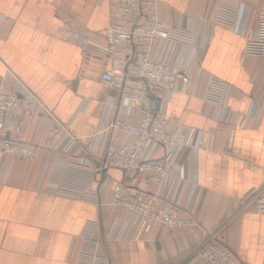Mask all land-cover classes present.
<instances>
[{"label": "crops", "instance_id": "obj_1", "mask_svg": "<svg viewBox=\"0 0 264 264\" xmlns=\"http://www.w3.org/2000/svg\"><path fill=\"white\" fill-rule=\"evenodd\" d=\"M218 1L162 0L163 19L173 25L184 15L202 30L204 22L213 19ZM239 1L249 7L250 34L259 0ZM111 22L108 1L0 0V76L24 84L55 118L69 124L73 135L85 140L99 127L106 101L117 96L102 81L113 59L97 52ZM66 26L90 33L94 44L81 47L65 41ZM246 41V35L215 27L194 96L187 94L182 79L167 105L168 114L177 116L186 129L203 133L195 156L187 149L181 158L187 178L197 180L191 207L197 209L199 226L157 225L148 233L136 227L126 241L103 242L93 264H206L189 255L206 232L217 230L242 262L264 264V215L243 207L250 194L264 193V59L247 56ZM211 76L236 88L229 102L234 113L246 114L258 101L260 115L244 127L214 121L215 107L205 101ZM115 116L134 124L142 119L139 112L131 116L118 108ZM106 140L95 156V168ZM123 179L117 169L89 171L48 147L41 148L34 161L16 164L8 181L0 184V264H84L88 234L97 237V226L107 231L116 219L129 216L106 201L111 184ZM94 194L100 203L92 200Z\"/></svg>", "mask_w": 264, "mask_h": 264}, {"label": "built area", "instance_id": "obj_2", "mask_svg": "<svg viewBox=\"0 0 264 264\" xmlns=\"http://www.w3.org/2000/svg\"><path fill=\"white\" fill-rule=\"evenodd\" d=\"M100 1H108L112 22L105 33V43L97 46V52L111 57L114 63L102 74V81L117 96L106 101L100 125L92 136L78 139L69 131V124L55 118L24 84L9 83L0 76V98H5V105L12 108L8 118L5 106H0V184L8 181L16 164L34 161L44 147L74 158L86 170L102 174L117 169L124 175L123 181L111 184L106 201L124 209L129 216L126 220L116 219L107 231L97 226V237L88 234L81 255L84 264L94 263L103 242L126 241L139 226L146 233L157 225L199 226L197 209L191 207L197 180L187 178L181 158L187 149H192L195 156L203 133L186 129L177 116L168 114L167 105L179 92L182 79L187 94L194 96L217 26L246 35L247 56L264 59V0H259L256 26L250 34H246L249 7L239 0H219L213 19L205 21L202 30L184 15L179 16L177 23L167 24L162 0ZM62 38L81 47L94 44L90 33L68 26L63 28ZM236 92L231 84L214 76L209 78L205 101L215 107L214 121L244 127L260 115L262 106L258 101L253 102L248 113H234L229 102ZM117 108L131 116L141 113L140 123L116 117ZM18 115L32 117L33 123L18 124L14 118ZM105 136V150L95 168L94 159ZM189 182L190 196L184 201ZM92 200L101 201L97 194ZM249 206L264 215L263 191L245 199L243 207ZM189 258L206 264H245L222 240L220 230L206 232Z\"/></svg>", "mask_w": 264, "mask_h": 264}, {"label": "rangeland", "instance_id": "obj_3", "mask_svg": "<svg viewBox=\"0 0 264 264\" xmlns=\"http://www.w3.org/2000/svg\"><path fill=\"white\" fill-rule=\"evenodd\" d=\"M5 101H6V99L5 98H0V106H5V109L7 110V112H8V114L6 115L8 118H9V114H10V112H12V108L10 107V106H6L5 105ZM21 116H23V115H18V116H15L14 118L15 119H17L18 120V124H19V122L20 123H22L23 125H26V123H30V124H32L33 123V118L32 117H30V116H23L24 118H21ZM16 133V132H15ZM17 135H18V133H16Z\"/></svg>", "mask_w": 264, "mask_h": 264}, {"label": "water", "instance_id": "obj_4", "mask_svg": "<svg viewBox=\"0 0 264 264\" xmlns=\"http://www.w3.org/2000/svg\"><path fill=\"white\" fill-rule=\"evenodd\" d=\"M158 107H159V104H158Z\"/></svg>", "mask_w": 264, "mask_h": 264}]
</instances>
